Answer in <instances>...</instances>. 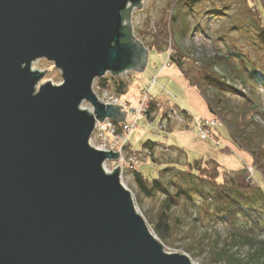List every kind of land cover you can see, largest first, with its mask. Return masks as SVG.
<instances>
[{
    "label": "water",
    "instance_id": "obj_1",
    "mask_svg": "<svg viewBox=\"0 0 264 264\" xmlns=\"http://www.w3.org/2000/svg\"><path fill=\"white\" fill-rule=\"evenodd\" d=\"M141 2L0 0V264H192L150 233L119 167L105 171L118 153L89 143L96 120L126 113L93 82L146 66L130 26ZM41 58L60 84H39Z\"/></svg>",
    "mask_w": 264,
    "mask_h": 264
},
{
    "label": "trees",
    "instance_id": "obj_2",
    "mask_svg": "<svg viewBox=\"0 0 264 264\" xmlns=\"http://www.w3.org/2000/svg\"><path fill=\"white\" fill-rule=\"evenodd\" d=\"M208 1L210 0H176L173 8L179 3L181 9L187 10L188 13L201 12L207 21H220L222 17L228 16L223 11V8L227 9L228 6H213L207 9L205 6ZM168 3L169 8L170 2ZM252 5L249 4L248 8L254 11ZM170 18L168 29L176 21L175 15ZM260 24H257L258 38L264 46V28ZM224 26L227 27L226 23L221 30ZM170 31H164V34H171ZM202 33L206 34V31ZM217 40L226 42L222 35L217 37ZM167 42V64L174 63L178 67L188 85L195 89L204 101L211 114L208 119H216L217 124L224 128L226 138H223L214 126L209 129L211 144L221 145V140L228 141L230 147L246 154L243 155L248 162L243 160L239 168L229 170L214 157H208L209 155H200L192 161H187L179 155L185 150L178 147L172 148L178 153L177 158H167L164 155L161 160L153 154V149L160 145L159 141L145 140L141 151H136L139 153L137 160L124 167L131 172L140 196L160 197L149 225L162 243L172 245L173 241L179 239L184 252L190 256L203 255L204 264H264V111L256 101L257 95L264 96V69H259L255 62L239 49L227 47L224 54H218L216 51L198 70L191 67V72V69L183 66L185 55L171 35ZM161 43L157 38H153L150 45L158 48ZM215 67L221 69L222 73L215 72ZM240 87L247 88L250 95H245ZM126 88V79L111 74L97 78L94 82L96 91L112 90L120 97ZM228 94L240 96L242 105L232 107L227 98ZM146 105L143 115L149 120H152L153 114L159 115V123H162L158 129L167 127L169 131L175 126L198 132L196 117L179 105L162 102L150 95ZM173 111L183 119L182 123L174 118ZM227 111L231 116L225 115ZM258 117L262 119V124L255 120ZM128 121L135 123L134 120ZM129 137L124 151L134 154ZM219 151L230 153L225 143ZM149 157L158 163L166 161L159 169L162 175L148 179L135 167L140 158L147 160ZM248 166L260 176V184H246L239 180L238 176L243 174Z\"/></svg>",
    "mask_w": 264,
    "mask_h": 264
},
{
    "label": "rangeland",
    "instance_id": "obj_3",
    "mask_svg": "<svg viewBox=\"0 0 264 264\" xmlns=\"http://www.w3.org/2000/svg\"><path fill=\"white\" fill-rule=\"evenodd\" d=\"M168 2H170L169 8ZM175 2L176 0H142L141 6L139 8L134 7L131 11L130 26L132 36L136 40L142 42L144 48L148 50V60L146 66L142 71H128V78L126 79L127 88L126 91L121 94V98L127 102L128 106L134 109L141 105L145 91L148 92V95L162 102H167L170 104H176L179 100L181 101L182 97H185V91L179 84V79L177 76L170 73L169 75H159L157 77V72L163 66L166 58L168 57L169 47L167 45V40L170 35L172 40L176 41V44L180 48V51L185 55L183 66L185 68H188V70H190L191 67H193L195 70H198L203 66L202 64L206 61V59L211 58L216 53V51H218V54H224L227 47H235L236 49H239L252 62H255L259 69H264V46L258 38L259 31L257 26L259 22V24L261 23V27L263 26L264 28V0L208 1L207 5L205 6V8L207 9L213 6H228L227 9H225L226 7L223 8V11H225L228 16L222 17V20L220 21H207V19L205 20V17H203V14L199 11L188 13L187 10L185 11L181 9V5L179 3L173 8ZM249 4H253L252 7L255 8L254 11L249 10ZM173 15H175L176 21L172 24L171 28L168 29V24L171 19L170 17H172ZM225 19L228 20L225 21ZM225 23L227 27L224 26L223 30H221V27ZM233 26H235V28H233ZM168 30H171V34L165 35L164 31L167 32ZM203 31H206V34H203ZM221 35L225 38L226 44L222 41L217 40V37H220ZM164 37L165 41L163 40ZM153 38H157V40H160L162 42L158 46V48L155 46L152 47L150 45ZM165 64L167 65V60ZM171 67L178 68L174 63H171ZM31 69L40 72L45 70L42 78L39 80V84L50 81L51 84L58 85L62 81L60 71L54 67L52 62H49L44 58L33 61L31 63ZM214 71L218 74L222 73L221 69H217L216 67L214 68ZM191 72H193L192 69ZM109 74V72L105 73V75ZM153 76H155V81L148 89V84H150L151 78ZM94 82L92 88L96 94L97 91L94 89ZM163 85L165 87H163ZM231 85L238 88V86H236L234 83H231ZM240 88L245 95H250V91L247 88ZM227 98L229 99L232 107H239L240 105H242L240 96L236 97L232 94H228ZM144 101L145 103H147V100ZM256 101L257 103H259L260 109L264 111V96L261 94L257 95ZM183 103L187 106L184 99H182V104ZM81 108L90 111V105L87 102H82ZM225 115L228 117L231 116L229 111L225 112ZM138 117L139 119L134 123L132 127V129L134 130H131L132 133L129 137V142L132 146L131 149L135 151L134 154L136 156L139 155V153L136 151H141L142 143L147 139L159 141L160 145L156 148L157 150L161 149V146L164 145L163 143H167L166 138H168V136H171L173 141H175L176 143L172 145L170 144V146L174 148H180L184 146L182 142L178 141L174 133L170 134L169 131H163L157 128L159 117L153 119L151 123L148 122V119L143 114L136 116L135 118ZM255 120H257L259 124H262L263 122L259 117ZM214 127L223 138H226L224 128L220 124H215ZM174 136L176 137L177 141L174 139ZM109 139L112 140V137L109 136ZM208 140L211 142V135L207 140H203V143L208 142ZM221 141H223L221 145H212V148L214 149L208 157H214L218 162H220L229 170H234L236 167L235 164L243 163V160L248 162V159H244V155L246 154L240 153L239 151L234 149V147H230L231 145L228 141ZM210 142L208 143L210 144ZM89 143L91 146L98 149L97 137H92ZM224 143L225 147L227 145V147L229 148L230 153H220L219 148L222 145L224 146ZM168 144L169 143H167V145ZM179 155L182 158L185 157L184 159H186L187 161H192L193 159L199 157L201 154H198L197 151L195 152V150L191 147H187L184 153ZM116 162L114 160L106 161L103 168L105 169V171L110 172L115 167H119ZM164 162L166 161L164 160L159 163L156 161H152L150 157L147 160L140 158L135 167L146 178L152 179L153 177L162 175V172H160L159 169L162 168ZM119 170H121V183L131 193L136 211L143 217V220L145 221L150 233L159 242H161L154 235L149 225L150 218L152 217L154 210L159 204L160 197L155 196L153 198H144L140 196L136 190L131 172L126 170V168L124 167H119ZM238 178L246 184L250 183L256 185L261 183L260 176L252 169H250L249 166L243 174H240L238 176ZM172 243V245H166L162 243L163 250L168 253L177 252L186 254L192 264H204L203 255L190 256L188 253L184 252L183 248L181 247L182 245L179 243V239H176Z\"/></svg>",
    "mask_w": 264,
    "mask_h": 264
},
{
    "label": "built area",
    "instance_id": "obj_4",
    "mask_svg": "<svg viewBox=\"0 0 264 264\" xmlns=\"http://www.w3.org/2000/svg\"><path fill=\"white\" fill-rule=\"evenodd\" d=\"M128 71L131 70H124L123 72L119 73L117 76L121 79L124 78L127 79ZM154 81H155V77H153L151 79V83L148 84V89L151 86V84L154 83ZM96 96L103 104H111V105L114 104L117 106L120 105L121 107L119 109L126 111L125 122L116 123L108 118H105L102 121L96 120L91 138L97 137L98 149L103 151L111 150L113 152L118 153V158L114 159V161L116 162L117 160L116 163L119 167H124L126 164L134 163L137 160V156L135 154H128L124 151V147H127L128 145V137L134 125L133 122L128 121L126 115L130 114L133 116H139L144 113L147 107L144 100H147L148 92L145 91L143 95L142 103L136 109L128 106L127 102L124 101L120 96L107 89H102L99 92L97 91ZM90 111L91 112L93 111V108L91 106H90ZM173 116L179 123L183 122V119L180 118L175 111H173ZM215 124H217V120L213 118L208 120H202L200 118H196V127L199 133V137L201 139L204 138L206 139L209 136V129L212 126H215ZM109 136L112 137V140L109 139ZM105 163L106 161L104 162L103 166H105Z\"/></svg>",
    "mask_w": 264,
    "mask_h": 264
},
{
    "label": "crops",
    "instance_id": "obj_5",
    "mask_svg": "<svg viewBox=\"0 0 264 264\" xmlns=\"http://www.w3.org/2000/svg\"><path fill=\"white\" fill-rule=\"evenodd\" d=\"M165 63H166V60H165V62L163 64V66L157 72V77L159 75H166V74L169 75L170 73H172V74H174L175 76L178 77V79H179L178 82H179V84L182 86V88L185 91V97H182L181 101L179 100L177 102L179 104V107L186 109L187 111H189V113L192 116H194L196 118H201V119L210 118L211 114L209 113V111H208L204 101L202 100L201 96L197 93V91L195 89H193L192 87H190L188 85L187 80L184 77V75L182 74V72L176 67H171V64H167L166 65ZM163 87H165V86L163 85ZM152 98H154V97H152ZM154 99H156V98H154ZM182 99L185 100V103L187 104V106L184 103L182 104ZM157 117H159V115H154L153 114L152 120L156 119ZM127 119L134 120L136 122L139 119V117L135 118V116H132V115L129 114V116L127 115ZM152 120L148 119V122L151 123ZM161 123H159V121H158V126ZM191 124L194 125L192 120H191ZM158 126H157V128H159ZM133 130L134 129H132V131ZM161 130L168 131L167 127L164 128V129H161ZM132 131H131V133H132ZM131 133H130V135H131ZM169 133L170 134L174 133L176 135L178 141L182 142L183 145L186 146V147H184V146L180 147V148H184V150L187 147H191L192 149L195 150V152L197 151L198 154L209 155V154H211V152L214 149V148H212L213 144H211V142L209 140H208V142H210V144L208 142L203 143V140H207L209 137L206 138V139H201L199 137V134H198L197 131H194V130L193 131H188V130H184L182 128H178V127L174 126L173 128L169 129ZM176 137L174 136L175 140H176ZM170 138H171V136H168V138H166L167 139V143H169L168 145L176 144L175 141H173V139L172 138L170 139ZM167 143H163L164 145L161 146L160 150H157V149L154 148L153 149V154L156 157H160L162 159H163L164 155H166L167 158L168 157L172 158V159L173 158H177L178 157V153L176 151H174V149H172L174 147H172V148L167 147L168 146ZM169 153H171V154H169ZM242 159H243V157H242ZM235 165H236L235 168L237 169V168L240 167L241 163H238V164H235Z\"/></svg>",
    "mask_w": 264,
    "mask_h": 264
}]
</instances>
